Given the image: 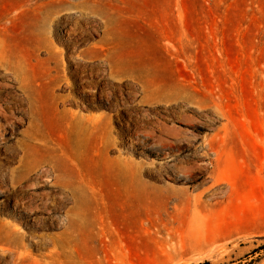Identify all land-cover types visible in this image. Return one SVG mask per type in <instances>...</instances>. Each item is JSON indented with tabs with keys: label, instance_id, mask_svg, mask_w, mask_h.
Masks as SVG:
<instances>
[{
	"label": "rangeland",
	"instance_id": "1",
	"mask_svg": "<svg viewBox=\"0 0 264 264\" xmlns=\"http://www.w3.org/2000/svg\"><path fill=\"white\" fill-rule=\"evenodd\" d=\"M25 3L38 8L37 0H0V43L39 82L52 66L47 49L57 51L63 82L53 93L72 96L69 110L101 117L79 158L100 209L97 232L79 241L72 264H264V0H117L111 44L91 49L103 27L84 26L78 48L87 53L78 68L70 43L48 27L34 31L38 13ZM101 50H115L129 72L150 74L167 97L110 76ZM79 80L83 93L74 90ZM40 93L48 103L49 87ZM44 108L47 136L66 143L59 118ZM24 128L0 142L4 187ZM12 197L0 190V221L40 259L47 253L41 235L60 229L29 226ZM72 204L67 194L56 213ZM9 257L0 248V264Z\"/></svg>",
	"mask_w": 264,
	"mask_h": 264
},
{
	"label": "bare ground",
	"instance_id": "2",
	"mask_svg": "<svg viewBox=\"0 0 264 264\" xmlns=\"http://www.w3.org/2000/svg\"><path fill=\"white\" fill-rule=\"evenodd\" d=\"M116 1L37 0L38 8H34L35 4L27 3L21 5V8L37 11L34 31L38 27H48L49 33L52 30L58 42L70 43L72 54L68 57L74 62L75 68H78V61L87 53L78 48L83 39L84 26L92 25L93 32L97 31V22L103 27L102 39L92 44L91 49H103L105 44H111L106 39L116 22ZM112 49H115L114 46ZM47 51L46 60L48 63L51 61L52 66L45 70L44 80L39 82L17 54L0 43V73L6 78L5 81H0V142L4 141L9 129L25 126L22 137L16 142L21 156L16 166L9 171L8 187H4L1 182L0 190L2 193L6 190L13 192L12 207L17 213L31 217L33 223L29 222V226L54 225L60 229L56 234L41 235L46 242L44 248L47 253L36 259L26 249L16 230L0 221V248L10 253L5 264H72L81 250L79 241L97 232L100 209L92 202L88 188L83 183L79 158L85 133L97 132L101 117H85L79 111H71L66 105L73 99L72 96L53 93L63 81L59 77L57 51L52 48ZM101 51L110 76L132 79L149 96L160 99L167 97L154 88L150 74L129 72L128 66L117 58L115 50ZM65 84L72 87L68 81ZM82 85L81 80L73 83L74 90L83 93L85 88ZM47 87L52 91L47 99L48 103L40 93L42 88ZM9 89L13 90V94ZM45 105L63 125L66 143L62 145L48 137L43 129ZM120 178L121 181L122 177ZM38 187H48L51 190L35 191ZM67 194L73 204L57 214Z\"/></svg>",
	"mask_w": 264,
	"mask_h": 264
}]
</instances>
